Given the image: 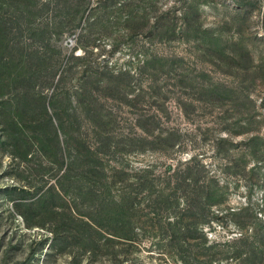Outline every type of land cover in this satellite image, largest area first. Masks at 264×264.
Listing matches in <instances>:
<instances>
[{
    "label": "rangeland",
    "instance_id": "rangeland-1",
    "mask_svg": "<svg viewBox=\"0 0 264 264\" xmlns=\"http://www.w3.org/2000/svg\"><path fill=\"white\" fill-rule=\"evenodd\" d=\"M263 219L264 0H0V264H243Z\"/></svg>",
    "mask_w": 264,
    "mask_h": 264
},
{
    "label": "trees",
    "instance_id": "trees-1",
    "mask_svg": "<svg viewBox=\"0 0 264 264\" xmlns=\"http://www.w3.org/2000/svg\"><path fill=\"white\" fill-rule=\"evenodd\" d=\"M179 181V184H184L183 189H185L184 213L189 218H194V216L199 217L201 213L204 212L203 206L205 202L203 203V200L208 198V192L204 193L203 188H199L197 185H192L189 180L181 176L179 177ZM261 222L264 225V219ZM255 239L256 237L246 234L241 235L235 240L236 243H239V253L243 256V264H262L264 253H262L261 250H263L262 248L264 244V231H262L260 237L257 239L261 244L255 242Z\"/></svg>",
    "mask_w": 264,
    "mask_h": 264
}]
</instances>
